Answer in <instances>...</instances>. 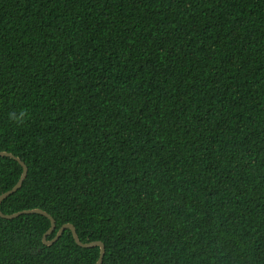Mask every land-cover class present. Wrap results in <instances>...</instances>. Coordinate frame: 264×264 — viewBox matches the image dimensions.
Here are the masks:
<instances>
[{"label":"trees","instance_id":"obj_1","mask_svg":"<svg viewBox=\"0 0 264 264\" xmlns=\"http://www.w3.org/2000/svg\"><path fill=\"white\" fill-rule=\"evenodd\" d=\"M25 116L10 120L15 112ZM3 201L103 264H264V0H0ZM21 165L0 157V196ZM0 217V264H96Z\"/></svg>","mask_w":264,"mask_h":264},{"label":"water","instance_id":"obj_2","mask_svg":"<svg viewBox=\"0 0 264 264\" xmlns=\"http://www.w3.org/2000/svg\"><path fill=\"white\" fill-rule=\"evenodd\" d=\"M0 157L11 158V159L17 161L21 165V167L23 168L22 176H21L20 180L18 181V183L15 185V187L13 189H11L10 191H8V192H6L0 196V206H1V204L3 203L4 200H6L7 198H9L10 196H12L13 194H15L16 192H18L21 189V187L23 186V184L27 178V175H28V167L25 165V163L21 159L17 158L16 156H14L11 153L0 152ZM23 215H41V216H44L51 221V228L43 237V243L46 246L54 245L55 243H57L59 241V239L63 236V234L65 233L66 230H70L72 232V235L74 237L76 244L79 247L85 248V249L96 248V247L100 248V257H99V260L97 261L96 264H103V260H104V256H105V245L102 242H92V243H86V244L82 243L80 241L79 236L77 234V231L73 225H71V224L64 225L57 232L55 238L51 241H48V237L56 231V222L53 219V217L51 215H49L47 212H45L41 209H34V210L22 211V212L15 213L12 215H4L1 212V208H0V217L5 219V220H12V219L18 218V217L23 216Z\"/></svg>","mask_w":264,"mask_h":264},{"label":"clouds","instance_id":"obj_3","mask_svg":"<svg viewBox=\"0 0 264 264\" xmlns=\"http://www.w3.org/2000/svg\"><path fill=\"white\" fill-rule=\"evenodd\" d=\"M25 116V112L24 111H21L19 116H17V114L15 112H11L9 114V118L10 120H13V121H20L22 120V118Z\"/></svg>","mask_w":264,"mask_h":264}]
</instances>
